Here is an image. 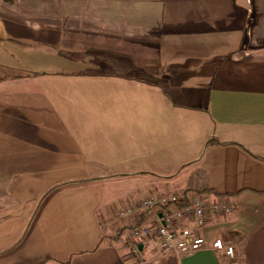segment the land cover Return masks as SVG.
<instances>
[{"label":"crops","instance_id":"1","mask_svg":"<svg viewBox=\"0 0 264 264\" xmlns=\"http://www.w3.org/2000/svg\"><path fill=\"white\" fill-rule=\"evenodd\" d=\"M0 66V264H264V0H0ZM186 191L202 250L115 237Z\"/></svg>","mask_w":264,"mask_h":264},{"label":"built area","instance_id":"2","mask_svg":"<svg viewBox=\"0 0 264 264\" xmlns=\"http://www.w3.org/2000/svg\"><path fill=\"white\" fill-rule=\"evenodd\" d=\"M236 205L232 201H209L204 195L187 192L153 195L120 209V218L143 215L146 211L155 215L149 223L128 228L127 235L121 236V241L139 261L144 259L140 244L145 240H155L166 253L192 254L208 244L207 237L199 234L198 228L205 224L210 215L230 213L236 209ZM185 217L195 218V226L186 229L177 227L176 221ZM211 247L222 255L236 257V245L223 237H216L211 242Z\"/></svg>","mask_w":264,"mask_h":264},{"label":"trees","instance_id":"3","mask_svg":"<svg viewBox=\"0 0 264 264\" xmlns=\"http://www.w3.org/2000/svg\"><path fill=\"white\" fill-rule=\"evenodd\" d=\"M10 1H14V0H10ZM138 72L139 73H137V77L139 78V79H141V80H143V81H148V82H155V80L152 78V77H150V76H148L147 74H146V72H144V71H142V70H138ZM4 77H5V75H4V73H3V71H2V68H1V66H0V80H2V79H4ZM157 82V81H156ZM215 140V139H214ZM214 140H212V141H214ZM187 192V191H186ZM185 192V193H186ZM184 193V194H185ZM188 193V192H187ZM133 226H136V224H133V225H131L130 227H133ZM128 228V227H127ZM121 236L122 235H120V234H116V238H121Z\"/></svg>","mask_w":264,"mask_h":264},{"label":"rangeland","instance_id":"4","mask_svg":"<svg viewBox=\"0 0 264 264\" xmlns=\"http://www.w3.org/2000/svg\"><path fill=\"white\" fill-rule=\"evenodd\" d=\"M121 219H124V218H121ZM124 221L123 220H119L118 221V223H117L118 229L116 230V234L119 233L120 229L122 228L123 223H125ZM127 232H128V229L127 228H124L123 231L120 233V235L125 236V235H127Z\"/></svg>","mask_w":264,"mask_h":264},{"label":"water","instance_id":"5","mask_svg":"<svg viewBox=\"0 0 264 264\" xmlns=\"http://www.w3.org/2000/svg\"><path fill=\"white\" fill-rule=\"evenodd\" d=\"M141 246V245H140ZM141 247H143V246H141Z\"/></svg>","mask_w":264,"mask_h":264}]
</instances>
